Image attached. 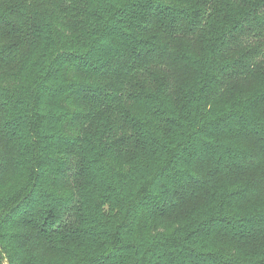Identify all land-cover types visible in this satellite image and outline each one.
Masks as SVG:
<instances>
[{
  "label": "trees",
  "instance_id": "trees-1",
  "mask_svg": "<svg viewBox=\"0 0 264 264\" xmlns=\"http://www.w3.org/2000/svg\"><path fill=\"white\" fill-rule=\"evenodd\" d=\"M1 254L264 264V0H0Z\"/></svg>",
  "mask_w": 264,
  "mask_h": 264
},
{
  "label": "rangeland",
  "instance_id": "rangeland-1",
  "mask_svg": "<svg viewBox=\"0 0 264 264\" xmlns=\"http://www.w3.org/2000/svg\"><path fill=\"white\" fill-rule=\"evenodd\" d=\"M130 12H132L133 13V15L135 16V15H142V11H141V9L139 8V7H134V8H131V10H130ZM108 15H109V11H107V10H103V11H101L100 12V17H101V19H107V17H108ZM136 20H134V22H135ZM139 24V23H138ZM137 24V25H138ZM132 42H128L127 44L128 45H130ZM161 74V73H160ZM22 121V120H21ZM14 129H16V126L13 128V130ZM22 129V128H21ZM20 129V130H21Z\"/></svg>",
  "mask_w": 264,
  "mask_h": 264
},
{
  "label": "water",
  "instance_id": "water-1",
  "mask_svg": "<svg viewBox=\"0 0 264 264\" xmlns=\"http://www.w3.org/2000/svg\"><path fill=\"white\" fill-rule=\"evenodd\" d=\"M3 264H10L9 260L5 259L1 254Z\"/></svg>",
  "mask_w": 264,
  "mask_h": 264
}]
</instances>
